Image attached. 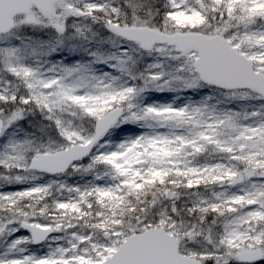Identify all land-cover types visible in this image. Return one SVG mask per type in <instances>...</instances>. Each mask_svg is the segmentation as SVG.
I'll list each match as a JSON object with an SVG mask.
<instances>
[{
  "label": "snow or ice",
  "instance_id": "obj_1",
  "mask_svg": "<svg viewBox=\"0 0 264 264\" xmlns=\"http://www.w3.org/2000/svg\"><path fill=\"white\" fill-rule=\"evenodd\" d=\"M0 264H264V0H0Z\"/></svg>",
  "mask_w": 264,
  "mask_h": 264
}]
</instances>
